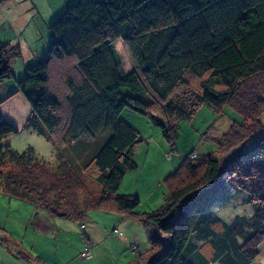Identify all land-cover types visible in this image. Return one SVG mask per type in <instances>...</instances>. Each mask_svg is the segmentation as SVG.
I'll list each match as a JSON object with an SVG mask.
<instances>
[{
    "label": "trees",
    "instance_id": "1",
    "mask_svg": "<svg viewBox=\"0 0 264 264\" xmlns=\"http://www.w3.org/2000/svg\"><path fill=\"white\" fill-rule=\"evenodd\" d=\"M63 7L47 24L44 54L15 79L30 104L24 126L50 141L55 163L30 144L11 147L4 136L18 128L0 111V191L30 201L36 215L61 212L79 225L94 208L135 215L148 252L131 247L133 258L118 264H251L264 236V0H71ZM117 39L130 54L128 70ZM19 55L17 41L0 40V80ZM202 103L232 110L217 148L185 155L164 179L163 202L137 212L138 195L117 192L138 166L133 147L141 139L120 111L148 115L173 147L178 122ZM227 181L251 187L250 215L228 222L209 209L226 198ZM0 240L11 243L4 232Z\"/></svg>",
    "mask_w": 264,
    "mask_h": 264
},
{
    "label": "rangeland",
    "instance_id": "2",
    "mask_svg": "<svg viewBox=\"0 0 264 264\" xmlns=\"http://www.w3.org/2000/svg\"><path fill=\"white\" fill-rule=\"evenodd\" d=\"M3 34L0 32V36ZM113 47L122 70L130 69V54L125 44L117 39L113 42ZM231 112L227 105L215 109L206 103L199 104L190 120L178 122L177 135L172 147L162 136L158 125L154 124L148 115L128 106L123 107L119 118L131 124L139 132L141 139L133 147L134 159L138 166L123 174L117 192L138 195L140 201L137 212L147 211L161 204L167 191L164 182L166 175L172 173L185 155L193 152L194 155L200 156L215 150L216 137L226 130ZM260 119L264 121V112ZM19 134L20 132L18 134L13 132L8 137L4 136V139L18 150L27 144L32 145L40 157L54 165L55 152L49 140L35 133ZM156 164L157 168L161 169L160 172H164L160 177L161 182H156V175L153 172ZM226 183L230 189L226 198L214 201L209 209L228 222L235 214L250 215L252 207L246 201V197L251 187H240L229 181ZM35 210L30 201L8 197L0 191V227L3 228L0 232H4L11 241L10 244H6L0 240V264H90L92 259L87 263L84 260L88 255L83 257L78 254L83 250L82 238L87 239V236L81 233V225L68 217L49 214L39 209L36 215ZM115 232L118 233V229ZM118 235L121 236V232ZM132 244L137 247L134 241L130 243L131 247ZM119 248L123 258L126 251L130 254L120 263L133 258L129 245L121 243ZM258 249V255L254 260L264 264V236L258 244ZM21 253H25L29 258L22 256Z\"/></svg>",
    "mask_w": 264,
    "mask_h": 264
},
{
    "label": "crops",
    "instance_id": "3",
    "mask_svg": "<svg viewBox=\"0 0 264 264\" xmlns=\"http://www.w3.org/2000/svg\"><path fill=\"white\" fill-rule=\"evenodd\" d=\"M67 2L68 0H4L0 3V32L4 33L0 40L17 41L20 48V55L11 62L12 75L0 80V111L18 128V131L14 132L16 134L28 132L42 136L31 127L24 126L30 104L20 91H15V79L22 74L25 64L44 54L50 37L47 24ZM11 134L13 133L7 134L6 137ZM91 146L89 144V151ZM78 147L81 148L82 145L79 144ZM77 153L75 152L76 155ZM157 166L156 164L153 172L156 182H161L160 177L164 172H160L161 169ZM116 229L118 233L121 232V236L115 232ZM81 233L90 240L85 263L89 262V259H92L90 264L120 263L130 256L128 251L124 258L120 255L121 243L130 246L134 241L140 253L148 252L149 249L144 227L135 215L128 212L90 209L81 225ZM133 254L135 253L132 251L131 257ZM207 264H212V261ZM251 264H260V261L254 260Z\"/></svg>",
    "mask_w": 264,
    "mask_h": 264
},
{
    "label": "built area",
    "instance_id": "4",
    "mask_svg": "<svg viewBox=\"0 0 264 264\" xmlns=\"http://www.w3.org/2000/svg\"><path fill=\"white\" fill-rule=\"evenodd\" d=\"M83 240V251L81 252V254H87L88 252V241L85 237L82 238ZM132 247H134V244H132Z\"/></svg>",
    "mask_w": 264,
    "mask_h": 264
},
{
    "label": "bare ground",
    "instance_id": "5",
    "mask_svg": "<svg viewBox=\"0 0 264 264\" xmlns=\"http://www.w3.org/2000/svg\"><path fill=\"white\" fill-rule=\"evenodd\" d=\"M88 250H89V247H88ZM82 252V251H81ZM81 252H80V254H81ZM88 253V252H87ZM86 254V253H85ZM85 254H81V255H85Z\"/></svg>",
    "mask_w": 264,
    "mask_h": 264
},
{
    "label": "water",
    "instance_id": "6",
    "mask_svg": "<svg viewBox=\"0 0 264 264\" xmlns=\"http://www.w3.org/2000/svg\"><path fill=\"white\" fill-rule=\"evenodd\" d=\"M57 215H61V212H57Z\"/></svg>",
    "mask_w": 264,
    "mask_h": 264
}]
</instances>
